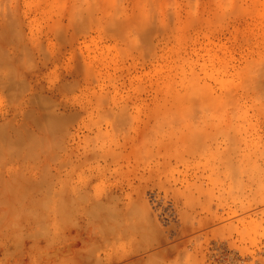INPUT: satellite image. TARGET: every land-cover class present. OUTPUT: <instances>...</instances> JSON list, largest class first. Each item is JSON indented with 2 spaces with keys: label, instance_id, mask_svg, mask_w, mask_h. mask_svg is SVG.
Here are the masks:
<instances>
[{
  "label": "rangeland",
  "instance_id": "rangeland-1",
  "mask_svg": "<svg viewBox=\"0 0 264 264\" xmlns=\"http://www.w3.org/2000/svg\"><path fill=\"white\" fill-rule=\"evenodd\" d=\"M0 112V264H264V0H0Z\"/></svg>",
  "mask_w": 264,
  "mask_h": 264
},
{
  "label": "bare ground",
  "instance_id": "bare-ground-1",
  "mask_svg": "<svg viewBox=\"0 0 264 264\" xmlns=\"http://www.w3.org/2000/svg\"><path fill=\"white\" fill-rule=\"evenodd\" d=\"M145 12H146V11H145ZM145 14H146V13H145ZM176 96H177L176 99H175V97H174V99H175L176 101L178 100V101H179L178 103L181 104L182 101L184 100V98H183L181 95H179V96L176 95ZM180 96H181L182 99H183V100L180 99L181 101H180L179 99H177V98H181ZM171 99L174 100L172 97H171ZM189 99H190V98H189ZM208 99H209V98H208ZM208 99H206V101H207L206 103H207V104H209L210 102H213L212 100H209V101H208ZM208 102H209V103H208ZM182 104L185 105L184 101H183ZM184 105H181V106H184ZM189 105H190V106H189ZM189 105H188V103H187L186 106L183 107V108H186V109L188 108L189 110H191V109H192V108H191V107H192L191 105H193V104H190V103H189ZM177 106H178V105H177ZM188 106H189L191 109H190ZM193 106L195 107V105H193ZM194 107H193V108H194ZM183 108L180 107V109H181L182 111H185L186 109L183 110ZM196 108H199V109H200V107H196ZM202 108H203V107H202ZM188 109H187V110H188ZM172 110H175V112L177 113V116H176V117L181 116V117H179V118L182 119V115H183V114L181 115V114L179 113V111H178L179 109L176 110V107L174 108V106H173V109L171 108V111H172ZM181 110H180V111H181ZM192 110H193V109H192ZM192 110H191V113H192ZM195 110H197V109H195ZM171 111H170V114L168 115V116H170V117H169V120H170L169 125H170L171 129H175V126H176V125H174V122H176L175 119H177V118H175L174 116H175L176 113L173 111L175 114H174V113L171 114ZM188 112H190V111H188ZM193 112H194V111H193ZM196 112H198V111H195V113H196ZM0 113H1V114H4L5 112H4V113L0 112ZM191 113H189L188 116H190V115L192 116ZM1 114H0V115H1ZM193 114H194V113H193ZM185 115H187V112H186ZM194 115H195V114H194ZM183 116H184V115H183ZM2 117H3V116H2ZM186 117H187V116H186ZM186 117H183V118L186 119ZM189 118H190V117H189ZM180 119H178V120H180ZM178 120H177V125L179 124ZM187 120H188V118H187ZM181 121H182V120H181ZM185 121H186V120H185ZM182 122H184V120H183ZM176 129H177V128H176ZM194 129H195V128H194ZM46 156H47V155H46ZM21 158H22V157H21ZM41 158H42V157H41ZM41 158H40V159H41ZM42 159H43V158H42ZM26 232H27V231H26ZM15 233H16V232H15ZM10 234H11V233H10ZM24 236H25V235H24ZM31 236H32V235H31ZM36 236H37V235H36ZM41 236H42V235H41ZM69 236H70V235H69ZM45 237H46V236H45ZM30 238H31V237H30ZM38 238H39V237H38ZM42 238H43V237H42ZM67 238H68V237H67ZM90 238H91V237H90ZM33 241H35V238H34ZM33 241H32V242H33ZM35 242H36V241H35ZM35 242H34V243H35ZM36 243H37V242H36ZM33 245H34V244H33ZM22 246H23V245H22ZM20 247H21V246H20ZM65 247L68 248V245L65 246ZM52 248H53V247H52ZM76 249H77V247H76ZM22 251H23V250H22ZM26 251H27V250H26ZM29 251H30V247H29ZM55 251H56V250H55ZM71 251H72V250H71ZM75 252H76V251H75ZM77 252H78V251H77ZM77 252H76V253H77ZM87 252H88V251H87ZM0 253H1V252H0ZM10 253H11V252H10ZM25 253H26V252H25ZM28 253H29V252H28ZM28 253H27V254H28ZM34 254H35V253H34ZM54 254H55V253H54ZM87 254H88V253H87ZM89 254H90V253H89ZM4 255H5V254H4ZM23 255H24V254H23ZM118 255H119V254H118ZM120 255H121V254H120ZM11 256H12V255H11ZM54 256H55V255H54ZM90 256H91V255H90ZM122 256H123V255H122ZM122 256H121V258H122ZM21 257H22V256H21ZM21 257H20V258H21ZM115 257H116V255H115ZM7 258H8V257H7ZM31 258H32V256H31ZM88 258H89V257H88ZM108 258H109V257H108ZM111 258H112V257H111ZM114 259H116V258H114ZM88 260H89V259H88ZM111 260H112V259H111ZM86 261H87V260H86ZM91 262H92V261H91ZM91 262H90V263H91ZM110 262H112V261H110ZM88 263H89V262H88ZM103 263H104V262H103ZM103 263H102V264H103ZM105 264H106V263H105Z\"/></svg>",
  "mask_w": 264,
  "mask_h": 264
}]
</instances>
